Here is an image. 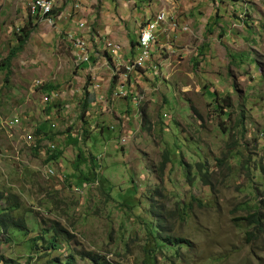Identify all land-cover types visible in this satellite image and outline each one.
Instances as JSON below:
<instances>
[{
  "label": "rangeland",
  "instance_id": "374dc122",
  "mask_svg": "<svg viewBox=\"0 0 264 264\" xmlns=\"http://www.w3.org/2000/svg\"><path fill=\"white\" fill-rule=\"evenodd\" d=\"M31 1L0 0V192L25 223L1 235L0 254L264 264V0H52V24ZM162 15L137 50L138 28ZM77 16L127 43L109 32L77 49ZM20 28L31 32L3 68ZM251 213L257 229L235 219Z\"/></svg>",
  "mask_w": 264,
  "mask_h": 264
},
{
  "label": "trees",
  "instance_id": "16d2710c",
  "mask_svg": "<svg viewBox=\"0 0 264 264\" xmlns=\"http://www.w3.org/2000/svg\"><path fill=\"white\" fill-rule=\"evenodd\" d=\"M36 19H40V18L36 17ZM30 32H31L30 30L25 29V28L18 29V35L16 38V46L9 49L7 51L6 56L2 59L1 63H2L3 68L9 67V62L15 57L16 53H18L21 50ZM137 44H138V40L136 42V45ZM133 45H134L133 42L130 41V46L132 47ZM225 106L226 107L229 106L227 99H226ZM139 114L142 120H145L146 116L144 112V107L139 108ZM164 161H165V158L163 160V163ZM197 172L199 173V178L202 184L211 185L210 184V173L208 174V172L206 171L201 172L199 168L197 169ZM197 205L199 204L197 203ZM18 206L19 205H18L17 199L14 195L4 194L0 192V238H1V235L5 234L8 230H13V231H18V232L25 231V223L22 217L12 214L14 211L18 209ZM235 219L238 221L243 220L247 222L248 225H251L252 227H254V229H257L260 225V217L258 213H251L245 218H235ZM158 227L159 225L157 226V229ZM157 229H154L152 231L153 235L157 234ZM53 231H56V229L54 228ZM247 234H250V233H247ZM162 242L164 243L165 246H168L169 248H173V247L179 248L180 244H185V245L187 244L185 240L174 238L168 235H165L163 237ZM47 245H48V249H54L56 247L55 244H52V241H48ZM79 257L81 260L87 261L86 264H113L109 262L108 260H105L103 257L99 256L96 253L88 252L87 254H84L83 256L81 255V253H79ZM0 264H18V263L0 254ZM62 264H73V260L70 257H67L64 259V262Z\"/></svg>",
  "mask_w": 264,
  "mask_h": 264
},
{
  "label": "built area",
  "instance_id": "2783aa9c",
  "mask_svg": "<svg viewBox=\"0 0 264 264\" xmlns=\"http://www.w3.org/2000/svg\"><path fill=\"white\" fill-rule=\"evenodd\" d=\"M38 1H39V4H40V13H39V15H42V19H44L45 18L44 17V8L46 7L47 4H43V0H38ZM52 20H55V18L52 17ZM72 21H78V28H74L73 32H74L75 46H76L77 49H79V47L77 46V39H78V33H80L81 30H82V21H81V19L78 16L76 18L73 17ZM163 24H164V16H162L161 19H155L154 26H161ZM138 30H141V37H140V41L136 45L137 46V50H146L147 42L151 39V37H155V34H153V28H144V26H143L141 28H138ZM99 38L101 39L102 36L99 37ZM91 55H92V52H88V58H87V61H84V64L89 62ZM79 59H80V57H79ZM110 59L112 61H116V62L117 61H121L122 57H121L120 51L119 50H113V54L110 57ZM140 59H146V57L145 58H140ZM126 65L127 64H123L124 69H125ZM123 74H127V73H125V71H124Z\"/></svg>",
  "mask_w": 264,
  "mask_h": 264
},
{
  "label": "crops",
  "instance_id": "0c3cea01",
  "mask_svg": "<svg viewBox=\"0 0 264 264\" xmlns=\"http://www.w3.org/2000/svg\"><path fill=\"white\" fill-rule=\"evenodd\" d=\"M33 1V0H32ZM31 1V2H32ZM42 16V15H41ZM32 17V16H31ZM32 18H35L36 19V17H32ZM39 18V17H38ZM82 19V18H81ZM83 20V19H82ZM147 20V19H146ZM55 21V20H54ZM54 21H53V23H54ZM145 21V20H144ZM71 23H70V25L72 24V26L74 27V28H78V21H74L73 23H72V20L70 21ZM72 28V27H71ZM117 27H113V29H116ZM113 29H111V28H109V29H105L103 32H101V31H99L100 33H96V34H91V35H89L88 34V29H87V26H86V23H85V21L83 20V30H82V32H80L79 33V42H81V44H82V46H87L88 44H90L91 42H93L94 44H96V45H100L102 42L101 41H105V39H103V38H99V37H101V36H107L108 35V33L110 32V37L112 38V39H115V40H118V41H120L122 44H125V43H127V36L125 35V36H119V35H117L116 33H114V32H111V30H113ZM109 30V31H108ZM69 32H71V33H73V35H74V32H73V30H71V31H69ZM68 33V32H67ZM66 35V34H65ZM92 37V38H91ZM138 39H139V36H138ZM73 40H74V37H73ZM108 40V39H107ZM109 41H111V40H109ZM112 43H115V42H113V41H111ZM69 43V42H68ZM117 45V44H116ZM103 48H104V46H103Z\"/></svg>",
  "mask_w": 264,
  "mask_h": 264
},
{
  "label": "bare ground",
  "instance_id": "6f19581e",
  "mask_svg": "<svg viewBox=\"0 0 264 264\" xmlns=\"http://www.w3.org/2000/svg\"><path fill=\"white\" fill-rule=\"evenodd\" d=\"M38 2V7H39V10H40V4H39V1H37ZM43 4H47L46 5V7L44 8V17H45V19H47L48 20V22L50 23V24H52L53 23V21L54 20H52V11H53V3H52V0H43ZM163 16V15H162ZM161 16V17H162ZM161 17H160V19H161ZM81 19V18H80ZM81 21H82V30H83V20L81 19ZM164 22H165V20H164ZM154 24H155V21H152V22H150V23H147L145 26H144V28H153V34H155L154 33V30L155 29H157V26H154ZM82 30H81V32H82ZM140 37H141V33H140V35H139V39H138V42L140 41ZM154 41H155V37H151V39L147 42V44H146V50H143V52H144V54H147V52L150 50V48H151V46H152V44L154 43ZM77 46L79 47V49H80V46H79V33H78V39H77ZM102 47V46H101ZM103 48V47H102ZM120 51V50H119ZM141 58H145V56H142ZM81 59V58H80ZM147 59V58H146ZM129 64H127L126 66H128ZM126 66H125V73H126ZM122 93H125V92H122ZM50 147V146H49ZM56 149V148H55Z\"/></svg>",
  "mask_w": 264,
  "mask_h": 264
}]
</instances>
